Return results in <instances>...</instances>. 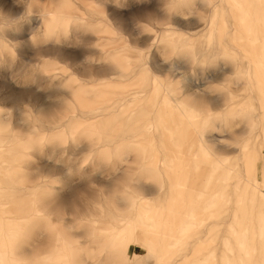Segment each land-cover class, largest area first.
I'll return each instance as SVG.
<instances>
[{
  "label": "rangeland",
  "instance_id": "rangeland-1",
  "mask_svg": "<svg viewBox=\"0 0 264 264\" xmlns=\"http://www.w3.org/2000/svg\"><path fill=\"white\" fill-rule=\"evenodd\" d=\"M215 2L0 0V264H264V0Z\"/></svg>",
  "mask_w": 264,
  "mask_h": 264
},
{
  "label": "clouds",
  "instance_id": "clouds-1",
  "mask_svg": "<svg viewBox=\"0 0 264 264\" xmlns=\"http://www.w3.org/2000/svg\"><path fill=\"white\" fill-rule=\"evenodd\" d=\"M17 2H22V0H17ZM205 2L207 3V5L210 8H219V4L215 2V0H205ZM175 7V4L173 5V8ZM31 13H26L23 16L20 17H12L9 14H6L2 9H0V18H5V19H9L14 21V26L11 29L5 30L4 28L0 27V56H2L4 53L8 54V57L11 60H15L16 58V45L12 42V40L6 38V33L8 32H19L22 29V25L24 23H26L28 21V16ZM45 15H48L47 13H45ZM59 20H60V14L54 16L51 20L48 19L46 20V23L48 25V31L49 33H54L57 29V27L59 26ZM150 30V29H148ZM185 51L186 54L188 55H192L191 51L189 49H180L177 47L176 44H172L171 45V54L175 55L178 51ZM168 53L166 52V57H167ZM193 59H195V57H192ZM4 61L0 60V66H3ZM201 116V123H205V117L207 116V114L204 113H200ZM212 120H207V123L205 124H209ZM209 155H213L212 153H210ZM213 158H216L215 156H213Z\"/></svg>",
  "mask_w": 264,
  "mask_h": 264
},
{
  "label": "snow or ice",
  "instance_id": "snow-or-ice-1",
  "mask_svg": "<svg viewBox=\"0 0 264 264\" xmlns=\"http://www.w3.org/2000/svg\"><path fill=\"white\" fill-rule=\"evenodd\" d=\"M224 115H225L224 113H219L217 114L216 118H222ZM197 118L201 119L200 114H197ZM247 118H250V119L254 118V110L252 108H249L248 113H247ZM213 119H214L213 115L211 113H207V116L205 117V123H207V120H213ZM42 190H46V189H38L37 191H42ZM36 215L39 216L40 213L37 212Z\"/></svg>",
  "mask_w": 264,
  "mask_h": 264
},
{
  "label": "bare ground",
  "instance_id": "bare-ground-1",
  "mask_svg": "<svg viewBox=\"0 0 264 264\" xmlns=\"http://www.w3.org/2000/svg\"><path fill=\"white\" fill-rule=\"evenodd\" d=\"M247 22V21H246ZM251 42V41H250ZM245 63V62H244ZM22 252V251H21ZM56 258H58V257H56Z\"/></svg>",
  "mask_w": 264,
  "mask_h": 264
}]
</instances>
